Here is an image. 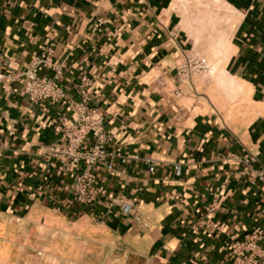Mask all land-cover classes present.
I'll list each match as a JSON object with an SVG mask.
<instances>
[{
  "label": "crops",
  "instance_id": "crops-1",
  "mask_svg": "<svg viewBox=\"0 0 264 264\" xmlns=\"http://www.w3.org/2000/svg\"><path fill=\"white\" fill-rule=\"evenodd\" d=\"M49 46L62 102L0 82V264H235L264 228V181L225 158L264 169V0H0V74ZM184 50L213 73L178 82ZM85 99L114 154L93 204L68 188L85 163L42 156Z\"/></svg>",
  "mask_w": 264,
  "mask_h": 264
},
{
  "label": "built area",
  "instance_id": "built-area-1",
  "mask_svg": "<svg viewBox=\"0 0 264 264\" xmlns=\"http://www.w3.org/2000/svg\"><path fill=\"white\" fill-rule=\"evenodd\" d=\"M53 51L52 46L47 47L45 53L36 56L24 71H7L0 74V82L3 79L21 81L23 91L35 101L62 102L66 95L56 81L62 75V67L54 62ZM43 67L53 70L55 77L40 76L39 70ZM212 73L213 66L205 56L188 50L183 51L177 66L178 82L190 81L196 74L211 75ZM161 82L164 85L165 79L162 78ZM174 93L176 96H180L183 91L177 87ZM74 106L80 111V117L73 122L64 120L61 122L59 126L62 131L60 139L48 145L42 156L52 164L61 163L68 171L73 164L85 163V168L75 175L68 188L77 194L80 201L93 204L100 195L106 194V190L98 184L97 169L100 164L106 163L114 154L105 148L108 136L105 134L103 122L101 119L91 117L86 112V99L81 103H75ZM225 158L240 166V172L243 175H247L253 180L264 181V169L255 168V159L250 153L243 155L229 153ZM107 167L113 169L111 163ZM175 170L180 173V165H175ZM150 171H154V164L150 167ZM110 201L121 205L125 212L132 209V204L121 195L111 197ZM211 229L213 231L220 229L219 223H211ZM263 239L264 228L258 227L244 240L233 243L231 248L236 255L235 264H258L259 258L264 257V249L260 246Z\"/></svg>",
  "mask_w": 264,
  "mask_h": 264
}]
</instances>
